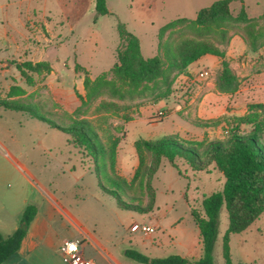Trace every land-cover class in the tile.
Masks as SVG:
<instances>
[{"label":"rangeland","instance_id":"374dc122","mask_svg":"<svg viewBox=\"0 0 264 264\" xmlns=\"http://www.w3.org/2000/svg\"><path fill=\"white\" fill-rule=\"evenodd\" d=\"M214 1L106 0L111 13L95 19L93 0H0V34L6 30L12 31L16 36L20 35L22 40L29 37L31 45L40 50L60 40L57 45L49 47L51 58H57L58 65L71 74V65L77 56V62L87 67L95 76L108 70L116 61L114 51L120 45L116 31L117 21L122 22L127 30L139 38L142 54L151 57L157 51V32L161 25L177 17L194 18L200 8ZM44 2H47V21L54 37H51L52 31L47 29L42 21L36 22L38 33L30 34L32 27L28 19H34ZM242 6L252 19L251 24L264 29V0H232V14H237ZM243 26L233 25L230 28V39L234 35H241ZM171 36L176 38L177 35L173 33ZM229 41L219 45L220 48L225 51L231 49ZM247 50L251 51L248 47ZM249 51H243L229 59L226 57L230 66L233 64L235 70L239 71L238 90H243L239 97L241 102L234 107L236 110L243 108L245 99L251 102L264 100V44L251 51L254 54ZM63 61L68 62L69 66H62ZM220 68L221 64L214 79ZM246 71L248 73L243 74ZM42 74L44 73L32 74L31 82L19 75L17 81L20 84H13L9 88L13 93L10 99L18 104L31 106L60 125H68L73 118H86L93 122L103 138L109 133L117 136L120 140L116 168L119 175L122 173L128 176L134 172L138 162L133 145L135 140L173 135L172 120L176 118L175 114L169 115L167 112L163 120L156 121H149L145 116L129 120L137 115L142 104L153 105L155 101L150 96L119 99L107 91H102L88 103H81L78 98L77 101L69 99L59 102L47 98V85ZM100 100H113L123 107L117 111H97L96 106ZM166 101L170 107L175 105L171 97ZM50 109L54 110L53 114L49 113ZM0 111L3 112L0 119V136L16 161L23 166L20 171L39 188L54 195L83 226L96 235L117 239L120 247L143 251L142 235H138L137 240L132 237L128 239V234L124 231L125 224L131 219L139 223L152 219L151 222H158L159 227L147 236L166 243L155 255L164 257L173 253L194 259L200 257L198 230L190 209L201 213L202 198L222 190L224 176L213 165H209L205 170L194 171L186 159L179 158L177 163L181 173L178 174L168 160L163 158L151 179V210L140 212L120 209L116 206L115 199L99 188L91 165L67 142L69 136L66 133L48 122L37 118L28 119L24 112L6 109ZM211 127L212 139H216L226 134L225 130L229 125L222 122ZM240 129L248 131L249 127L241 126ZM132 175L124 178L130 180ZM17 184L15 181L5 183L9 189H14ZM19 185L26 193L30 191V186L26 183L21 182ZM151 195L149 189L140 188L135 182L128 188L124 199L146 206L151 200ZM29 197L32 203L40 201L36 194H30ZM153 226L156 228V225ZM227 227V211L225 206L221 205L212 252L213 264H224L222 239ZM229 248L231 264H264V211L244 230L230 234Z\"/></svg>","mask_w":264,"mask_h":264},{"label":"trees","instance_id":"16d2710c","mask_svg":"<svg viewBox=\"0 0 264 264\" xmlns=\"http://www.w3.org/2000/svg\"><path fill=\"white\" fill-rule=\"evenodd\" d=\"M95 19L111 13L106 0H93ZM232 0H215L200 8L194 18L177 17L161 25L157 32V52L151 57L141 53L139 38L126 26L117 21L116 31L120 45L115 48L116 62L108 71L92 78L89 71L80 64L74 65L77 73L83 74L84 96L78 95L81 103H88L102 91L122 99L125 97L150 96L154 101L169 96L175 77L187 66L205 54L221 58V68L215 77V88L223 93H235L240 86V78L225 57L222 45L230 39V28L243 24L239 35L251 51L264 44V29L251 24L242 6L237 14H232ZM264 16V7L263 13ZM175 33L176 38H172ZM167 34V36H165ZM165 36V37H164ZM16 68L28 82L32 74L48 73L51 69L46 61L25 60ZM11 89L5 96L0 93V108L23 111L33 118L48 122L66 133L67 142L72 145L82 159L91 165L99 188L111 195L116 206L125 210L148 212L152 207L153 191L151 179L163 158L180 174L177 160L184 158L194 171H201L213 165L224 176L221 191L212 192L202 198V212L190 209L198 230L201 256L198 259L170 254L164 257H149L135 249L125 250L126 256L144 264H213L212 252L217 236V218L221 205L228 216V227L222 239L224 264H231L229 236L250 225L264 211V102H248L243 115L204 121L217 125L222 121L229 127L222 138L186 139L168 135L158 139L139 138L134 141L138 164L130 180L116 171V156L119 138L111 133L103 138L93 122L86 118H73L68 125H60L46 118L28 105L18 104L10 99ZM123 106L113 100H100L97 111H117ZM241 126L249 127L242 131ZM138 183L152 192L146 206L127 201L128 188ZM37 207L29 203L23 209L18 226L9 235L0 233V264L5 262L19 248L28 226L34 218Z\"/></svg>","mask_w":264,"mask_h":264},{"label":"crops","instance_id":"0c3cea01","mask_svg":"<svg viewBox=\"0 0 264 264\" xmlns=\"http://www.w3.org/2000/svg\"><path fill=\"white\" fill-rule=\"evenodd\" d=\"M46 4L47 2L42 4V9L39 10L37 15H34V19H28L32 27L31 35L39 31L37 30V21H42L47 29L49 28L52 31L47 21L49 11L46 10ZM20 37V35L16 36L12 31L6 30L0 34V93L2 96H5V92L9 90L11 85L20 84L17 79L21 74L16 68V64L25 60L32 62L46 61L50 64V71L42 74L47 85L45 91L48 99L59 102L69 99L77 101V98L79 99L77 94L84 96L83 76L75 72L74 65L80 64L88 70L87 67L78 63L77 56H75L74 63L71 65L72 73L70 74L58 65L57 58H51L50 56L49 47L57 45L60 40L56 41V44L40 50L38 47L31 45L29 37L25 38L27 40H22ZM51 37H54L53 31ZM56 37H59V35H56ZM229 44L232 48L225 51V57L228 59L243 51H249L239 35L231 37ZM249 53L254 54L251 51ZM220 61L221 58L216 55L205 54L190 63L185 71L175 77L172 92L168 97L153 102V105H150V103L142 104L139 107L137 115H134L129 120H134L139 116H145L149 121L163 120V118H157L156 114L158 110L164 109L169 112V115H176V118L172 120L174 129L171 134L186 139H212L211 126L213 125L204 124V121L243 115L247 111V103L251 102L248 99L243 100V108L236 110L234 107L241 102L239 97L243 93V90L241 89V92L237 90L235 93L229 94L219 92L215 88L214 75L220 66ZM68 64V62H62V66L64 67L69 66ZM241 66L243 68L244 64L242 63ZM231 67L235 70L233 64H231ZM203 68L211 70V77L207 80H199L196 76L197 72ZM235 72L239 75V71L235 70ZM246 73L248 72L246 71L243 74ZM89 75L91 77L96 76H93L90 72ZM169 97L173 98L175 103L172 107L166 101ZM257 102H264V100L261 99ZM1 109L5 110L4 108ZM49 111L50 114H53L54 110L50 109ZM1 113L3 112L0 111V119L2 117ZM26 115L28 119L33 118L27 113ZM20 168L22 169L23 166L16 161L14 155L9 151L5 140L0 136V233L7 236L16 229L23 209L27 204L33 202L29 197L30 194H36L40 198L38 203H33L36 205L37 211L28 226L18 250L2 264H65L62 261L59 246L67 238H80L83 254L91 258L95 264H144L126 256L125 250L128 248L118 246L117 239L96 235L90 229L83 226L72 213L61 205L54 195L31 182L25 173L20 171ZM116 168H118V156H116ZM119 172L121 173V171ZM132 173L133 171L128 176L122 173L121 175L129 178ZM6 181H15L18 183L17 187L9 189L5 185ZM21 182L30 186L28 193L24 189L22 190L19 185ZM151 221L152 219L143 223L156 225V231L159 223H152ZM134 222L136 221L131 219L125 224L124 231L128 234L126 237L128 239L132 237L137 240V238L139 239L138 235H142L141 244L143 251L139 252L149 257H159L155 254L166 243L160 239L144 236L139 231H130L129 227ZM61 233L63 237L60 235Z\"/></svg>","mask_w":264,"mask_h":264},{"label":"built area","instance_id":"2783aa9c","mask_svg":"<svg viewBox=\"0 0 264 264\" xmlns=\"http://www.w3.org/2000/svg\"><path fill=\"white\" fill-rule=\"evenodd\" d=\"M211 70L203 68L196 74L199 80H207L211 77ZM167 111L160 109L157 111L156 117L162 119ZM130 231H139L144 236L151 235L155 232V226L147 223L135 222L129 227ZM82 241L80 238H67L62 241L59 246V252L62 261L65 264H95L91 258L86 257L81 249Z\"/></svg>","mask_w":264,"mask_h":264}]
</instances>
